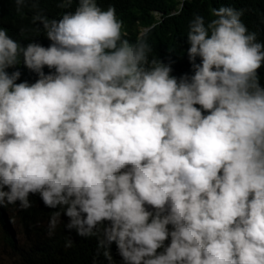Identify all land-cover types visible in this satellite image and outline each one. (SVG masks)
<instances>
[{"label": "clouds", "instance_id": "obj_1", "mask_svg": "<svg viewBox=\"0 0 264 264\" xmlns=\"http://www.w3.org/2000/svg\"><path fill=\"white\" fill-rule=\"evenodd\" d=\"M57 2L78 7L31 18L48 47L0 27L4 251L20 264L77 231L103 264H264V43L243 11L194 16L178 79L114 7Z\"/></svg>", "mask_w": 264, "mask_h": 264}, {"label": "trees", "instance_id": "obj_2", "mask_svg": "<svg viewBox=\"0 0 264 264\" xmlns=\"http://www.w3.org/2000/svg\"><path fill=\"white\" fill-rule=\"evenodd\" d=\"M98 3L105 10L114 7L117 18L122 21L127 32L126 38L132 42L138 37L145 39L152 49L150 59L156 58L171 64L172 75L178 79L194 74L187 57V32L189 22L196 15L203 16L208 22L213 18L212 9L224 6L242 10L243 23L249 32L257 34L259 42L264 43V0H98ZM76 7L78 2L73 3L71 8L62 9L57 0H39L38 3L28 2L17 11L16 4L11 0H0V27L22 47L30 43L48 47L51 41L42 32V26L33 24L31 18L43 14L50 19H59L65 11L74 12ZM146 29L149 30L145 32ZM15 70L21 72L17 83L27 81L31 84L39 78L22 63L9 69V72ZM44 71L49 74L52 70L46 67ZM258 75L264 85V67ZM0 218L5 223L4 227L8 228L9 221L6 219L5 222L1 215ZM104 251L98 247L97 237H81L76 231L73 236L50 247L38 248V251L32 247L20 264H103Z\"/></svg>", "mask_w": 264, "mask_h": 264}, {"label": "rangeland", "instance_id": "obj_3", "mask_svg": "<svg viewBox=\"0 0 264 264\" xmlns=\"http://www.w3.org/2000/svg\"><path fill=\"white\" fill-rule=\"evenodd\" d=\"M20 235L22 236L21 233ZM3 245L5 243L0 232V264H18V258L14 254L4 251Z\"/></svg>", "mask_w": 264, "mask_h": 264}]
</instances>
